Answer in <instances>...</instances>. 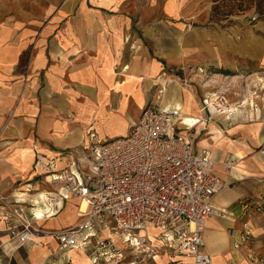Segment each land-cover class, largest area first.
Wrapping results in <instances>:
<instances>
[{
	"label": "crops",
	"instance_id": "1",
	"mask_svg": "<svg viewBox=\"0 0 264 264\" xmlns=\"http://www.w3.org/2000/svg\"><path fill=\"white\" fill-rule=\"evenodd\" d=\"M121 2L79 0L76 17L72 16L69 21L63 16L66 8L61 7L59 13L50 17L44 14L40 17L23 15L32 23L26 25L25 20L13 15L5 19L1 9L7 13L9 7H5V0H0V195L13 199L22 189L34 192L28 194L30 198L27 200L33 202L28 215H36V224L45 230L76 224L83 207L81 199L76 196L61 199V188L50 183L52 174L75 162L81 164L83 170L88 167V157L83 158L84 149L78 148L86 143L85 132L76 125L80 118L72 120L67 115L61 116L51 103L55 101L60 109H68V102L77 101L80 94L68 93V85H72L73 79H84L83 71L90 70V81L82 82L90 92L84 93L83 101H109L112 93L108 89L117 92L113 98L121 96L117 100L120 103H123V98L125 101L129 98L134 100L137 106L134 118L119 120L120 125L111 126L108 132V139L125 136L152 99L150 91L143 87L144 83H151L165 69L161 60L140 58L132 61V57L127 56L131 47L126 44V38L135 31V18L112 12ZM163 3L161 0V5ZM46 18L53 25L48 30L43 31L46 25L39 30L38 25H43L42 20ZM259 25L261 31L258 34L252 31L244 34L236 46L224 43L220 46L222 64L237 76L226 79L224 83L222 80L218 91L212 88L217 77L205 85V93L209 91L206 95L211 99L209 106L202 100L199 103L197 92L191 90L200 113L196 116L183 112L185 117L200 119L191 130L195 146L211 152L213 173L228 185L216 194L215 206L234 213V216L225 218L211 217L206 223L205 250L212 256V264H253L249 260V250H236L230 235L233 229L240 230L245 222H249L254 230L251 252L264 253V215L253 213L248 218V211L240 204V201H245L252 206L264 198V21ZM38 37L39 41L34 40ZM70 38L75 39L72 41L75 44H69ZM229 54H235V60L230 59ZM229 80L237 83L235 87H225ZM117 82L122 84V89L114 87ZM100 85L106 90L99 94L96 90ZM165 100L166 90L164 101L155 105L160 108L177 107L175 102L167 105ZM42 102L46 103L43 108ZM91 108L90 104L86 106L87 111ZM82 120L92 123L96 118ZM73 148L78 149L71 152ZM54 205L58 210L53 209ZM38 210L43 211L42 218L38 217ZM6 231L0 229V264L4 260L1 252L9 256L5 264H18L19 249L32 242L22 244L10 233L9 236L4 234ZM150 233L161 248L157 230ZM102 234L105 237L119 236L108 229H103ZM55 243L58 245L55 239L44 237L39 246ZM118 246L124 247L121 241ZM161 249L157 257L145 264L149 261V264H164L162 254L176 252L164 247ZM80 251L69 250L67 260L92 264L89 259L88 262L83 261L84 252ZM43 255H38V258L31 255V259L39 262L45 257ZM176 255L173 263L181 257L185 264H194L192 258L179 253Z\"/></svg>",
	"mask_w": 264,
	"mask_h": 264
},
{
	"label": "built area",
	"instance_id": "2",
	"mask_svg": "<svg viewBox=\"0 0 264 264\" xmlns=\"http://www.w3.org/2000/svg\"><path fill=\"white\" fill-rule=\"evenodd\" d=\"M210 100L207 97L204 104L209 106ZM185 119L176 106L160 108L150 103L127 135L94 146L86 170L75 162L52 174L51 183L61 188V199L76 196L86 202L79 221L70 227L45 230L36 224V215L26 216L25 204L0 195L11 237L22 244H41L44 237H51L62 251L90 252L95 264H125L128 250L134 259L126 264H145L163 247L192 258L194 264H212L205 250L206 223L211 217L234 213L215 206L216 194L228 185L213 173L211 152L195 146L191 130L198 123L188 125ZM240 204L248 218L253 213L264 215V198L252 206ZM103 229L119 236L105 237ZM151 229L157 230L161 248ZM230 235L236 250H249L253 264H264V253L250 250L254 230L249 222Z\"/></svg>",
	"mask_w": 264,
	"mask_h": 264
},
{
	"label": "rangeland",
	"instance_id": "3",
	"mask_svg": "<svg viewBox=\"0 0 264 264\" xmlns=\"http://www.w3.org/2000/svg\"><path fill=\"white\" fill-rule=\"evenodd\" d=\"M5 1V7H9V12L3 13L1 9V15H5V19L10 15L16 16L17 19L25 20L26 25L32 23H29L23 15H26V17L28 15L40 17L44 14L50 17L56 12L59 13L61 7L66 8L63 16L65 20L69 21L72 16L76 17V3L79 2V0H16L15 3H17V5H15L14 0ZM19 1L20 6L18 7ZM163 1L164 3L161 5V0H122L117 7L112 9V12L116 11L135 18L133 24L135 31H133V35L126 38V44L129 45L128 47H131V53L127 56H131L132 61L141 58L142 60L149 61L157 59L165 63L163 72L152 80L151 83L147 82L143 85L145 89L150 91L149 96L152 97L150 100V103L153 102L152 106L155 103L161 105L165 99V90L170 89V87L174 85L172 81H176L180 86L190 88V90L197 92L199 103L200 100L204 103V99L207 97L206 94L209 92L207 91L205 93L204 87L212 78L217 77L213 82L214 85L212 88L218 91V87L222 80L224 83L226 79H232L237 76L233 75L236 72H232L231 69L222 64V55L219 52L220 46L222 43L236 46L237 41H240V38H242L244 34H249L250 31L255 33L261 31L258 27L260 26L259 24L264 21V18H260L257 13L259 0ZM171 3L175 6V11L168 9ZM254 17H257V19H254ZM48 19L49 18L42 20L43 25H38L37 23L39 30H41L40 27L45 25L43 31L51 28L53 24L48 23ZM35 39L39 41V37L34 38V40ZM72 41L75 42V39H69L70 45L75 44L72 43ZM138 45H140L141 48H138ZM229 58H234L235 60L236 55L229 54ZM128 71L125 74H128ZM83 72L85 76L84 79H80V77L79 79H73L71 81L72 85H68V93H80L78 94L77 101L68 102V109H60L58 103L55 101L51 103V106L54 107V109L56 108V112L60 113L63 117L67 115L72 120L76 119V117L80 118L81 121L76 123V125L78 128L82 127V130L85 132L86 143L78 148L84 149L83 158L87 159V157H91V151L95 145L100 144V141L103 144L109 141L108 132L111 126L120 125L119 120H126V117L134 118L137 114V106L132 98L126 101L123 98V103L118 102L117 100L120 99L121 96L113 98L114 94H117V92L112 89H108V92L112 93L109 101H101V99L93 103L87 100L83 101L82 97H84V93L88 94L90 92L89 87L82 85V82L90 81L89 78H91L89 74L90 70H84ZM79 74L81 75V73ZM126 78L129 79L128 76ZM235 84L229 80V83H225L224 85L230 89V87H235ZM105 88L106 87L103 85H100L96 92L99 94L102 92L104 93ZM95 98L97 97L95 96ZM41 104L42 108L46 105V103L43 102ZM89 104L92 108L90 111H87L86 106ZM112 110L115 111L111 112ZM85 118H96V120H93L91 123L90 121L88 122V120H82ZM112 119L114 120L112 121ZM116 120L117 122L114 124L113 122ZM120 137L122 136L113 137L112 139L115 140ZM78 148H73L71 152H75ZM19 192L17 198L7 199L12 202L17 200L18 203L21 202V204H25L27 207L26 216L30 218L28 212L31 211L33 202H29L27 199L30 198L28 194L34 192H29L27 190L23 191V189ZM0 217L2 218L0 219L1 231H6V229L9 231L5 223V212L1 207ZM151 231L156 232V230L153 229H151ZM1 233L3 234V232ZM9 233L7 231L4 232V234H8V236ZM8 240L11 241L9 238ZM36 246H39V244L29 243L22 246L19 249L20 257H18V264H78L73 260L69 262L66 256L68 251H61L56 243L53 245L45 244L44 246H47L49 249L48 256L43 257L39 262H34L33 259H31V255H33ZM1 253L4 255L2 264H5V261L9 260V256H5L3 252ZM176 254L178 253H164L161 259L164 260V264H185L181 257L178 258L179 260H177V262L173 263V259H177ZM82 255H84V259L82 258L83 261L88 262L89 259L92 264H95L90 252L83 253ZM163 255H166L164 256L165 258H163ZM36 257L38 258V256ZM133 259L134 257L130 254V250H128L124 261L125 264ZM147 259L149 260L151 258ZM77 261H80V259ZM149 263L151 262L149 261ZM98 264L109 263L100 261Z\"/></svg>",
	"mask_w": 264,
	"mask_h": 264
},
{
	"label": "bare ground",
	"instance_id": "4",
	"mask_svg": "<svg viewBox=\"0 0 264 264\" xmlns=\"http://www.w3.org/2000/svg\"><path fill=\"white\" fill-rule=\"evenodd\" d=\"M168 9L171 11H175L174 10L175 6L171 3ZM172 82H174V85L171 86L170 89H166L165 103L168 105L171 102H175L177 107L180 108L183 112L188 113V114L192 113V115L198 116L197 114L200 113L199 112L200 109L196 108V103L193 99V95L191 93L190 88L182 87L176 81H172ZM114 87L116 89H122L123 88L122 84L119 82L115 83ZM185 120H186L185 122L188 125H193L195 123H199V119L197 117H186ZM86 207H87L86 202H84L82 210L84 211L86 209ZM37 215L39 218H42L44 216L43 211L38 210ZM151 237L154 239L153 235H151ZM48 253H49V251H48L47 246H39V247L35 248V250L33 252V256L36 257L40 254L42 256V254H44L46 257ZM74 256H75V254H74ZM74 259H76V258H74Z\"/></svg>",
	"mask_w": 264,
	"mask_h": 264
},
{
	"label": "trees",
	"instance_id": "5",
	"mask_svg": "<svg viewBox=\"0 0 264 264\" xmlns=\"http://www.w3.org/2000/svg\"><path fill=\"white\" fill-rule=\"evenodd\" d=\"M217 1V0H215ZM264 0H259L258 2V9L257 13L260 16V18H264V7H263Z\"/></svg>",
	"mask_w": 264,
	"mask_h": 264
}]
</instances>
